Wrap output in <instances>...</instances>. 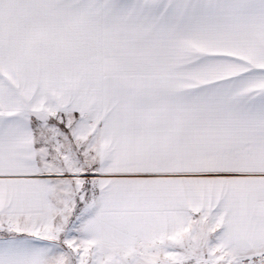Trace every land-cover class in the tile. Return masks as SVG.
I'll return each mask as SVG.
<instances>
[{"label": "snow or ice", "instance_id": "1", "mask_svg": "<svg viewBox=\"0 0 264 264\" xmlns=\"http://www.w3.org/2000/svg\"><path fill=\"white\" fill-rule=\"evenodd\" d=\"M0 264H264V0H0Z\"/></svg>", "mask_w": 264, "mask_h": 264}]
</instances>
